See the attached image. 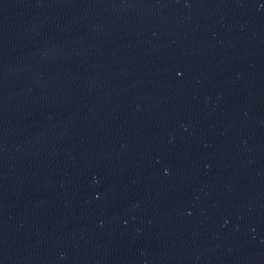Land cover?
<instances>
[{"label":"water","instance_id":"95a60500","mask_svg":"<svg viewBox=\"0 0 264 264\" xmlns=\"http://www.w3.org/2000/svg\"><path fill=\"white\" fill-rule=\"evenodd\" d=\"M0 264H264V0H0Z\"/></svg>","mask_w":264,"mask_h":264}]
</instances>
